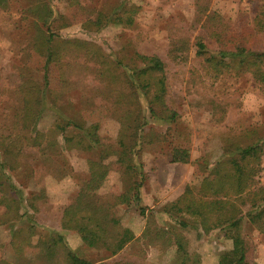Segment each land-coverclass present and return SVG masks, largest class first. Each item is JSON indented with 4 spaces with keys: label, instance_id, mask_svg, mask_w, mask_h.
I'll return each instance as SVG.
<instances>
[{
    "label": "rangeland",
    "instance_id": "1",
    "mask_svg": "<svg viewBox=\"0 0 264 264\" xmlns=\"http://www.w3.org/2000/svg\"><path fill=\"white\" fill-rule=\"evenodd\" d=\"M80 1L86 8L97 11L111 9L120 0ZM67 2L50 0L53 16L64 12ZM28 4L29 0H9L8 6L0 9V141L10 146L6 158L15 164L4 172L10 177L9 182L20 190L26 212L17 227H24L32 219L38 231L43 229L47 234L60 231L71 250L94 263L179 264L175 242L179 240L189 264H218L219 255L232 246L228 233L224 235L219 228L204 233L199 226L192 225L181 228L160 210L181 195L186 184L199 180L194 174L195 159L205 156L213 162L230 143L243 144L261 138L264 143V82L258 84L249 73L235 72L215 79L204 70L203 61L196 56V47L192 44L200 31V23L194 19V0H128L130 26L112 22L99 31H88L80 23H74L55 29L64 40L77 38L94 43L113 60L129 62L136 60L137 54H155L166 62V99L177 111L178 120L169 127L154 123L142 105L148 124L143 129L145 145L138 159L145 176L139 188V202L117 204L111 210L120 227L128 228L133 238L111 255L102 247L86 246L76 230L62 228L61 215L78 195L87 177L90 159L108 165L104 181L92 192L99 202L124 192L132 178L122 171L115 155H102L89 147L82 129L70 126L62 133L53 130L57 110L48 101L42 103L34 127L35 131L45 134L40 148L27 144L17 123L21 108L20 84L25 77L40 82V73L26 66L33 31L31 17L24 11ZM260 5L261 0H209L210 9L228 22L236 21L239 15L251 19ZM175 37H188L191 42L177 62L167 56L170 39ZM67 56L70 66L66 81L55 90L58 107L67 114L100 108L98 135L104 144L115 147L119 123L108 99L109 92L106 87L101 89L95 64L74 52H68ZM33 133L32 129L27 135ZM63 133L71 139L65 142ZM50 142L55 143L50 146ZM174 146L189 150V162L171 161ZM254 180L256 187L264 186V147ZM138 205L144 208L143 214ZM259 206L264 209V203ZM241 210L237 233L247 244L249 264H264V231L249 222L248 214L252 212L249 203L241 205ZM3 211L0 204V214ZM10 239V225L0 223V264H46L16 255ZM36 239L33 236L32 242Z\"/></svg>",
    "mask_w": 264,
    "mask_h": 264
},
{
    "label": "trees",
    "instance_id": "2",
    "mask_svg": "<svg viewBox=\"0 0 264 264\" xmlns=\"http://www.w3.org/2000/svg\"><path fill=\"white\" fill-rule=\"evenodd\" d=\"M127 1L120 0L108 10L94 11L86 8L80 0H68L64 12L55 17L50 0H29L24 11L31 17L33 31L26 52V66L40 73V82L26 77L22 81L19 86L21 108L17 116L20 132L27 144L40 148V140L45 134L35 131L34 127L42 103L48 101L57 110L53 130L62 133L70 126L82 129L83 139L89 147L97 149L102 155H115L122 171L132 178L124 192L99 202L92 192L104 181L108 165L101 160L90 159L88 174L78 195L61 215L62 228L76 230L86 246L102 247L111 255L133 238L128 228L120 227L111 210L117 204H129L132 200L139 202V188L145 176L138 159L145 145L143 129L148 124L142 105L147 110L148 119L154 123L169 127L178 120L177 111L166 99V62L155 54H137V59L129 62L113 60L94 43L77 38L64 40L55 29L74 23H80L88 31H99L112 22L130 26L132 16L127 9ZM8 4L9 0H0V9ZM194 6V19L200 23V31L194 36L192 44L196 47V56L203 61L204 70L215 79L228 72L249 73L254 82L263 83L264 0H261L260 8L251 19L239 15L233 22H228L216 10L210 9L209 0H194ZM190 44L188 37L171 38L167 56L177 62L188 51ZM68 52L83 56L85 61H92L101 89L106 87L110 93L105 91L119 123L115 147L104 144L98 135L102 117L100 108L67 114L58 107L55 90L66 81L67 67L70 66ZM32 129L34 133L27 135ZM63 137L65 142L71 139L66 133ZM54 143L50 142V146ZM9 147L0 141V204L4 207L0 223L10 225V244L16 255L42 260L46 264H108L94 263L81 257L64 243L60 231L53 230L48 234L43 229L38 231L32 219L24 227H17L26 212L20 190L9 182L10 177L4 172L15 164L6 158ZM263 147L262 138L243 144L230 143L223 147L220 157L213 162L205 156L195 159L194 174L199 180L186 184L181 195L160 210L172 217L181 228L192 225L199 226L204 233L218 228L224 235L228 233L232 246L219 255L218 264H249L247 244L237 233L242 218L241 205L245 202L251 205L249 222L264 231V209L259 206L264 203V186L256 187L254 183ZM189 160L187 148H171L172 162L187 163ZM138 209L141 214L144 213V208L138 205ZM35 235L37 239L33 243ZM110 237L114 238L109 241ZM175 242L176 261L189 264L182 242Z\"/></svg>",
    "mask_w": 264,
    "mask_h": 264
}]
</instances>
